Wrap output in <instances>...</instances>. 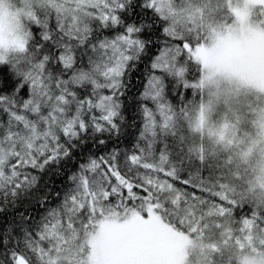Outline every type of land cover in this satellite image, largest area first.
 I'll return each mask as SVG.
<instances>
[{"label":"snow or ice","instance_id":"1","mask_svg":"<svg viewBox=\"0 0 264 264\" xmlns=\"http://www.w3.org/2000/svg\"><path fill=\"white\" fill-rule=\"evenodd\" d=\"M0 264H264V0H0Z\"/></svg>","mask_w":264,"mask_h":264}]
</instances>
